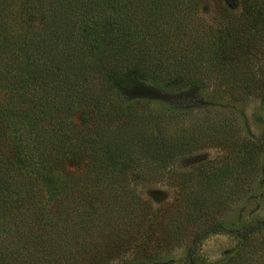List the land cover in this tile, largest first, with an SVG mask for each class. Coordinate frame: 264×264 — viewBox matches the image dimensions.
I'll list each match as a JSON object with an SVG mask.
<instances>
[{
	"label": "trees",
	"instance_id": "16d2710c",
	"mask_svg": "<svg viewBox=\"0 0 264 264\" xmlns=\"http://www.w3.org/2000/svg\"><path fill=\"white\" fill-rule=\"evenodd\" d=\"M32 2L22 3L23 16L37 14L36 24L31 15L29 23L12 21L10 4L0 3V233L8 236L0 238L2 264H17L10 252L21 236H31L23 237V245L37 262L65 263L61 248L69 236H87L97 222L111 232L121 219L127 236H155L157 212L147 211L131 182L145 178L149 165L160 170L170 164L196 137L181 132L171 141L165 134L150 138L149 131L167 127L150 111L149 98L118 97L131 96L143 83L177 88L181 80L173 74L188 68L214 64L223 75L236 54L222 51L224 38L193 24L197 0ZM256 2L251 33L264 24V4ZM186 33H194V43L192 35L184 40ZM199 82L192 78L188 87ZM259 92L263 98L264 79ZM208 125L203 123L205 135L225 140L226 118ZM257 144L264 172V142ZM112 249L118 255V245ZM114 253L97 258L107 261ZM98 259L90 264H106ZM186 260L196 264L192 246Z\"/></svg>",
	"mask_w": 264,
	"mask_h": 264
},
{
	"label": "rangeland",
	"instance_id": "374dc122",
	"mask_svg": "<svg viewBox=\"0 0 264 264\" xmlns=\"http://www.w3.org/2000/svg\"><path fill=\"white\" fill-rule=\"evenodd\" d=\"M25 1L0 0V3H5L4 7L9 3L6 12L10 19L16 17L24 24L29 23L31 15L28 12L29 15L23 16ZM252 1L197 0L193 24L202 26L199 32L224 38L222 51L236 54L234 63L226 66L223 75L214 64L197 71L188 68L184 75L173 74L181 80L177 88L143 83L131 96L118 97L123 102L136 96L149 98L150 111L158 117L163 129L167 127L164 133L147 130L150 138L160 140L165 134L171 141L181 132L197 138H190L191 147L185 146L181 154L173 155L170 164L160 170L156 165L150 169L149 165L145 178L131 182L147 211L151 207L157 212L155 220L160 223L155 236L128 231L127 236L121 219L111 232L107 224L97 222L89 232H84L87 236H69L70 241L61 248L68 260L60 264H90L93 257L106 258L114 253L115 244L118 255L115 250V257L107 261L98 259L100 262L185 264L187 249L192 246L196 264H264V172L257 144L259 139L264 142V97H259L264 79V24L261 22L258 31L251 33L255 20ZM29 3L33 5L32 0ZM256 3L263 5L264 0ZM31 16L32 24L38 23V15ZM194 33H186L184 40L192 35L189 40L194 43ZM245 34L249 40L240 38ZM213 49L218 50V45L213 44ZM192 78L199 80V85L188 87ZM221 118L227 120L223 144L222 139H213L215 134L205 135L203 129V123L211 127ZM200 138L201 142H195ZM164 141L168 143L167 139ZM180 194L178 199L182 201L176 206L175 198ZM177 225L182 226L180 231H176ZM211 229L214 230L204 233ZM1 234L4 240L8 237ZM23 237L31 236L17 240L15 250L10 252L12 262L41 264L24 248ZM56 237L35 236L40 241L48 238L54 241ZM16 239L12 236V242ZM9 248L13 249L12 245ZM2 261L0 258V264Z\"/></svg>",
	"mask_w": 264,
	"mask_h": 264
}]
</instances>
